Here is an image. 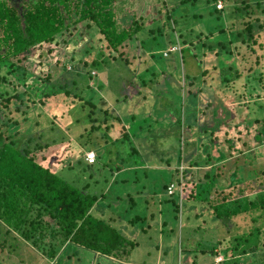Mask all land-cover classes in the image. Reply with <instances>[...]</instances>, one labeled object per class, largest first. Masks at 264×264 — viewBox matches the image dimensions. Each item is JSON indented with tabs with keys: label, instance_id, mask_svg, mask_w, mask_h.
I'll return each instance as SVG.
<instances>
[{
	"label": "rangeland",
	"instance_id": "obj_1",
	"mask_svg": "<svg viewBox=\"0 0 264 264\" xmlns=\"http://www.w3.org/2000/svg\"><path fill=\"white\" fill-rule=\"evenodd\" d=\"M204 1L200 0L197 8H177L179 0H115L113 12L119 28L127 29L137 21L142 30L138 38L128 43L122 57L106 66H96L97 69L82 63L93 59L104 42L96 25L88 19L73 23L53 44L36 46L26 57L20 56L19 64L13 60L25 76L20 75V81L16 77L18 72H10V90L25 85L30 93L28 106H22L21 112L13 115L28 119L20 125L24 139L31 131L34 145L47 144L44 151L36 152L43 166L56 165L65 181L79 188L89 183L93 189L92 181L100 178L102 172L107 181L110 179L108 169L99 168L101 165L121 163L117 182L111 184L112 189L104 199L111 207L98 209L108 217L119 208L121 215L115 227L136 246L118 261L86 249L76 251L77 256L68 259L66 255L71 253V247L64 249L63 244L60 249H64V255H60L61 252L57 255V259L64 256L61 264H264V246L261 245L264 238L258 242L257 250L250 243L246 245L251 247L249 250L241 246L226 253L229 241L219 247L222 238H229L226 231L205 204L194 205V195L199 193L203 197L205 194V173L213 165L219 166L209 160L210 156L222 153L223 162L231 169L228 175L215 181L213 191L229 192L235 184L241 189L239 178L249 170L257 171L256 166L249 168L250 161L264 160V13L251 7L255 14L249 18L242 10L245 9L243 2L250 0H218L220 2L212 3L217 12ZM22 2L17 4L15 0L10 5L21 11L17 5ZM219 3L221 8L217 7ZM195 12L201 15L200 19L190 17ZM168 15L170 23L175 19L184 29L201 35L198 43L181 53L182 59L178 54L168 55L169 51H178V46L164 50L166 43L161 39L155 45L141 42L144 38L147 41L149 32L163 22L169 25ZM76 19L78 16L72 14L70 21ZM249 21L254 26L252 39L244 43L241 37H246L244 28ZM163 50L167 59L159 57ZM229 51L230 58H223ZM150 53L156 58L151 60ZM207 67L210 70L206 71ZM90 70L93 77L89 75ZM48 79L53 85L52 91ZM142 79L146 80L144 86L139 84ZM65 90H68L67 95ZM44 94L51 97L45 99ZM79 98L92 100L98 109L117 116L118 121L108 119L114 127H105L103 122L101 128L85 132L89 108L73 110L77 109L73 107L76 103L79 105ZM188 126H193L190 131L186 129ZM182 128L193 146H187L179 167L180 175L187 169L192 173L187 183L179 176L180 183L176 184L177 189L188 196L179 216L178 198L167 196L162 188L173 180L175 166L172 164L168 169L161 163L176 160ZM230 143L235 146L232 150L228 149ZM88 150H93L100 158L86 169L84 163L77 165L76 161L82 160ZM142 164L145 167L138 168ZM240 165L243 168L238 172L235 167ZM92 170L95 174L91 181ZM143 172L146 174H140ZM99 188L100 184L96 190ZM114 190L121 194L119 201L114 197ZM149 193L153 199L145 205L143 199ZM127 194L137 202L136 208L130 205ZM134 216L139 217L138 223L130 225L126 220ZM0 230V264H54V260L37 252L19 234L5 233L3 226ZM49 236L50 232L46 231L44 243H49ZM212 248L219 249L211 254L208 251ZM43 250L47 251V247ZM203 250L205 254L200 253ZM242 250L247 253L242 255Z\"/></svg>",
	"mask_w": 264,
	"mask_h": 264
},
{
	"label": "trees",
	"instance_id": "obj_2",
	"mask_svg": "<svg viewBox=\"0 0 264 264\" xmlns=\"http://www.w3.org/2000/svg\"><path fill=\"white\" fill-rule=\"evenodd\" d=\"M12 1L15 0H0V226H3L5 233L14 232L19 234L37 252L42 255L45 254L49 259L54 260V264H61L64 256L57 259V255L58 252H61L60 255H64L65 247H71V253L66 255V257L69 256L68 259L77 256L76 251L79 252L81 249H86L107 258L123 260L136 244L126 238L115 227L116 219H119L121 215L119 208L113 210L108 217L104 216L98 209V207L110 209L111 205L104 203V199L112 189L111 184L114 185L117 182L122 170L121 163L112 164L110 169L109 163L99 167L108 169L107 172L110 173L109 181L105 179L104 175L102 176L103 172L100 178L92 181L95 174L94 170H92L89 179L93 182V189L89 183L79 188L65 181L60 177V171L56 170V165H53V168L51 166H43V162L38 161L36 152L44 151L47 148V144L43 146L34 145L36 142H34V137L32 138L31 131L28 132V137L24 139L20 132V125L28 119L25 116L17 118L13 115L21 112L22 106H28L30 93L25 89V85L10 90L9 87L12 86V83L8 76L10 72H18L16 77L21 81L20 75L25 76L24 71L21 67L15 65L13 60L16 59L15 62L19 64L20 60L18 58L20 56L26 57L36 46L53 44L59 34L69 29L78 20L84 21L88 19L92 21L104 38L100 48L93 54V59H85L82 62L84 66L89 64L95 69H97L96 66H106L109 63L116 62L118 57H122L123 53H125L124 49L129 46L128 43L130 44L134 39L138 38L142 25L135 21L127 29L119 28L113 12L115 0H16L17 4L19 1H23L22 4L17 5L21 11L10 5ZM199 1L179 0L177 8H185L184 6L197 8ZM217 1L206 0L204 2L210 5L213 11L217 12L219 10H217L216 5H212V3ZM243 6L245 9L242 11L248 14L249 18L252 14H255L251 7H254L256 11L261 9L262 13H264V0L244 1ZM197 11L200 10L198 9ZM72 14L77 15L78 19L70 21ZM169 17V15L166 17L169 25L163 22L160 27L149 32L150 35L147 41L144 38L141 42L155 45L158 39H161L166 43L165 47L167 48L164 50L178 46V51H169L168 55L178 54L180 59H182L181 53L185 49L194 46V43H198L201 35H194L192 29H184L182 24H178L175 19L170 23L171 17ZM190 17L200 19L201 15L195 12ZM188 18L186 17V19ZM255 20L259 21V19ZM251 21L245 24L246 37L239 35L244 43L250 42L252 39L254 26ZM260 28H263V26L260 25ZM168 30L170 32L171 30L174 31L168 34ZM166 35L169 37H166ZM189 36L194 37L189 38ZM138 49L143 52L140 47ZM164 50L159 57L167 59L163 56ZM104 53L106 54L104 55ZM96 55L97 59L95 58ZM216 55H218L217 52ZM229 55L230 51L224 54L223 58L228 59L230 58ZM150 58L153 60L156 56L150 53ZM123 60L126 64H129L126 59ZM222 65L224 66L223 61ZM209 68H205L206 71L210 70ZM89 75L93 77L91 76V70ZM150 76L153 78L154 73ZM47 82H49L48 84L52 91L53 85L51 81L48 79ZM139 84L141 86L146 85V80L142 79ZM98 87L101 90V86ZM65 94H68V90H65ZM50 97V94L43 95L45 99ZM79 100V105L76 103L75 107H73L77 109L73 110L86 111V107L89 108V113L86 115V124L88 126L83 129L85 132L89 130L92 133L95 129H98V126L101 128L103 122H105V127L112 125L108 123L109 117L118 121L117 116L110 114L108 110L98 109L92 100H86L85 98H79ZM40 104H43V101ZM101 118L103 121H100ZM76 119L80 120L79 118ZM38 122L36 124L40 126V122ZM112 126L114 127V125ZM192 127L188 126L186 129L190 131ZM182 131H184V128L181 129L178 139L179 147L176 160L171 163L168 159L165 163H161L168 169H171L172 164L175 166L172 169L174 173L173 180L164 184L162 188L167 196H176L178 198L177 210H179V216L181 215L182 203L184 200H188V196L183 195L182 191L177 189L176 184L180 183L179 176L187 183L186 180L192 174L187 169L180 175L179 167L183 164V152L187 149V146H193V142H189L187 134L182 133ZM37 139L40 140L41 137L38 136ZM64 141L61 140L60 142ZM232 147L235 148L234 144L230 143L228 149L232 150ZM91 151L94 152L93 150ZM94 153L96 156L94 163L88 164L85 161L84 154L83 159L76 161V164L83 165L84 163L86 169L92 167L96 160L100 158L96 152ZM211 159L214 164L219 163V166L213 165L205 173L204 178L207 180L206 183L204 182V185H207L204 188L205 194L203 193V197L199 193L194 195L196 199L194 205L205 204L206 208L211 211L213 218L226 231L229 238H222V242L219 244V247H221L224 241H229V246L225 247L226 253L233 252L241 246H244V250H249L251 247L246 245L250 243H253L252 248L257 250L258 242L264 238V160L254 161L252 159L249 163V168L256 166L257 171H247L242 179L239 178L241 189H238L235 184L227 192L224 189L213 191L211 188L215 181L218 182V179L222 176L228 175L231 169L223 162L225 159L222 153H218L216 157L210 156L209 160ZM142 167L145 166H139L138 168ZM242 168L240 165V167H235V170L241 172ZM104 169L102 170L104 171ZM95 170L96 173H99L98 169ZM136 180L137 178H135ZM121 182H124V180ZM99 184L100 188L96 190ZM129 196L130 194H127L130 205L136 208L137 202H134V199ZM114 197L119 201L121 194L115 192ZM146 197V199H143L145 205L148 204L149 200L153 199L150 193ZM161 202L162 198L159 204ZM138 220L139 217L134 216L126 221L132 225L134 222L138 223ZM46 231L50 232L49 243H44L43 241ZM63 244L64 249L61 250L60 248ZM261 245L264 246V243L261 242ZM45 247H47V251L43 250ZM215 249L219 248H212L208 252L213 254ZM244 250L241 251L242 255L247 253L243 252ZM202 252L205 254L204 250L200 253Z\"/></svg>",
	"mask_w": 264,
	"mask_h": 264
},
{
	"label": "built area",
	"instance_id": "obj_3",
	"mask_svg": "<svg viewBox=\"0 0 264 264\" xmlns=\"http://www.w3.org/2000/svg\"><path fill=\"white\" fill-rule=\"evenodd\" d=\"M220 5H217L218 8H221V3H219ZM96 159V156H95V153L90 151L88 153H85V161L88 163V164H91V163H94Z\"/></svg>",
	"mask_w": 264,
	"mask_h": 264
},
{
	"label": "crops",
	"instance_id": "obj_4",
	"mask_svg": "<svg viewBox=\"0 0 264 264\" xmlns=\"http://www.w3.org/2000/svg\"><path fill=\"white\" fill-rule=\"evenodd\" d=\"M110 165H112V164L109 163V166H110ZM52 166H53V165H52ZM56 168H58V167L56 166ZM58 171H60V170H58ZM162 231H163V229L161 228V232H162ZM100 256H101V255H100ZM103 257L105 258V256H103ZM109 259L112 260L111 258H109ZM160 259H161V257H160ZM118 261H119V260H118ZM157 261H158V260H157ZM157 261H156V262H157ZM159 262H160V260H159ZM170 264H173V262H171Z\"/></svg>",
	"mask_w": 264,
	"mask_h": 264
},
{
	"label": "clouds",
	"instance_id": "obj_5",
	"mask_svg": "<svg viewBox=\"0 0 264 264\" xmlns=\"http://www.w3.org/2000/svg\"><path fill=\"white\" fill-rule=\"evenodd\" d=\"M179 264V263H178Z\"/></svg>",
	"mask_w": 264,
	"mask_h": 264
}]
</instances>
